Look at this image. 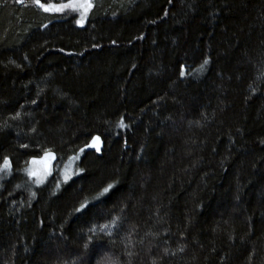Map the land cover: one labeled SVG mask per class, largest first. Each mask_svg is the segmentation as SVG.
Instances as JSON below:
<instances>
[{
  "label": "trees",
  "instance_id": "trees-1",
  "mask_svg": "<svg viewBox=\"0 0 264 264\" xmlns=\"http://www.w3.org/2000/svg\"><path fill=\"white\" fill-rule=\"evenodd\" d=\"M91 3L0 0V264H264V0Z\"/></svg>",
  "mask_w": 264,
  "mask_h": 264
},
{
  "label": "snow or ice",
  "instance_id": "snow-or-ice-1",
  "mask_svg": "<svg viewBox=\"0 0 264 264\" xmlns=\"http://www.w3.org/2000/svg\"><path fill=\"white\" fill-rule=\"evenodd\" d=\"M17 2L23 3V0H17ZM33 2L41 9H43V11L45 12H64L66 9L68 10H72V11H81L82 15H86L88 10L91 9L93 7L92 3L90 2V0H68L67 3H60V4H55V3H44L42 2V0H33ZM78 23H82V21H78ZM208 61L205 60L204 64H207ZM203 67V65H202ZM181 75L183 76V70L181 71ZM121 126L123 127V122H121ZM99 141V138L96 137L94 138V142H93V147L96 146V143ZM97 150H99L97 148ZM81 151L83 152V149H81ZM35 163V161L33 162ZM11 167L10 161L5 158L3 161V164L0 165V172H4L9 170ZM29 175H36L34 172H32L31 170H29ZM37 179L39 180V177H37ZM65 179H68L67 174L65 175ZM112 188V185H109L108 187L104 188L103 192L101 193V195H103L104 193H107L110 189ZM87 205L86 204H82L80 208L76 209L77 212L81 211L83 208H85ZM105 228L107 227V225L104 226Z\"/></svg>",
  "mask_w": 264,
  "mask_h": 264
},
{
  "label": "rangeland",
  "instance_id": "rangeland-1",
  "mask_svg": "<svg viewBox=\"0 0 264 264\" xmlns=\"http://www.w3.org/2000/svg\"><path fill=\"white\" fill-rule=\"evenodd\" d=\"M90 2H91V0H90ZM66 10H68V9H66ZM78 12L82 15L81 11H78ZM34 161H35V163H33ZM70 165H71V163H68L65 166L64 173H63L64 177L66 174H67V176H69L68 175L69 170L72 171V167ZM52 167H53L52 155L47 154V155H44V156L37 158V159H31V161L29 162V165H28V174H29V170H31L32 172H34L36 174V175H31V177L36 182L42 183V182L46 181V179L51 175ZM37 177H39V180L37 179Z\"/></svg>",
  "mask_w": 264,
  "mask_h": 264
},
{
  "label": "water",
  "instance_id": "water-1",
  "mask_svg": "<svg viewBox=\"0 0 264 264\" xmlns=\"http://www.w3.org/2000/svg\"><path fill=\"white\" fill-rule=\"evenodd\" d=\"M96 137L99 138V141L96 143V146L93 147L92 145H93V142H94V138H96ZM88 148H89L90 150H94V151H96V152H100V150H101V148H102V142H101L100 137H99V136H95V137H93V138L91 139V141L89 142V144H88ZM97 148H98L99 150H97Z\"/></svg>",
  "mask_w": 264,
  "mask_h": 264
}]
</instances>
